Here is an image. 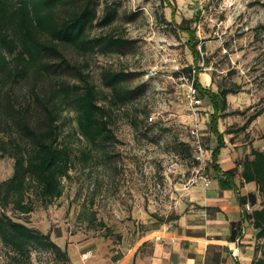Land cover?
<instances>
[{
	"label": "rangeland",
	"instance_id": "1",
	"mask_svg": "<svg viewBox=\"0 0 264 264\" xmlns=\"http://www.w3.org/2000/svg\"><path fill=\"white\" fill-rule=\"evenodd\" d=\"M104 1L118 3V18L109 26L94 27L92 34L111 33L131 44L123 54L95 52L75 58L100 87L105 69L133 72L130 85H147L137 109H145L149 117L136 131L130 125L134 110H121L111 126L117 139L109 147L111 157L96 156L86 166L77 163L63 179L61 198L47 206L35 204L27 224L50 233L69 261L35 251L31 264H76L75 257L90 249L121 253L150 220L160 222L178 206L179 194L186 191L181 176L193 166L192 156L183 149L191 143L189 128L195 120L188 102V68L201 67L198 80L203 87L232 90L227 95L230 114L218 120L225 152L234 153L238 162L251 157L253 149L264 150V112L240 129L264 107V0ZM182 27L195 31L198 59ZM199 97L197 119L211 153L217 146L210 130L212 108L207 96ZM73 147L78 152L83 144L74 138ZM170 160L180 163L175 172L168 170ZM12 170L13 160L0 154V182ZM9 263L0 243V264Z\"/></svg>",
	"mask_w": 264,
	"mask_h": 264
},
{
	"label": "trees",
	"instance_id": "2",
	"mask_svg": "<svg viewBox=\"0 0 264 264\" xmlns=\"http://www.w3.org/2000/svg\"><path fill=\"white\" fill-rule=\"evenodd\" d=\"M118 15L115 1L0 0V154L13 160L11 175L0 182V243L9 264H31L35 251L69 261L67 251L51 234L29 226L26 216L36 203L47 206L61 198L63 179L70 177L77 163L86 166L96 156L111 157L109 147L117 141L111 126L121 110H134L130 125L136 131L149 117L148 111L137 109L147 85H130L133 72L105 69L100 87L75 58L85 59L95 52L123 54L130 40L111 33L92 34L94 27L109 26ZM182 29L189 33L198 59L195 31ZM192 69H186L188 76ZM200 70L199 66L195 69L194 85L212 108L210 130L217 146L211 151V167L220 173L217 159L225 140L218 120L230 114L227 95L232 90L215 92L203 87L198 80ZM263 112L264 107L240 129ZM74 138L83 144L78 152ZM183 149L193 159L191 143ZM237 172L245 182H254L261 196L260 206L248 218L257 240L258 255L252 264H264V150L253 149L251 157L222 172L226 184Z\"/></svg>",
	"mask_w": 264,
	"mask_h": 264
},
{
	"label": "crops",
	"instance_id": "3",
	"mask_svg": "<svg viewBox=\"0 0 264 264\" xmlns=\"http://www.w3.org/2000/svg\"><path fill=\"white\" fill-rule=\"evenodd\" d=\"M226 149L221 148L217 159L221 172L211 167L209 187L181 191L178 206L160 222L150 220L121 253L90 249L75 257L76 264H252L258 252L248 214L260 206L261 196L257 185L245 182L239 172L226 184L221 173L237 163Z\"/></svg>",
	"mask_w": 264,
	"mask_h": 264
},
{
	"label": "built area",
	"instance_id": "4",
	"mask_svg": "<svg viewBox=\"0 0 264 264\" xmlns=\"http://www.w3.org/2000/svg\"><path fill=\"white\" fill-rule=\"evenodd\" d=\"M195 69H192L191 75L188 76L190 80L188 102L195 120L189 128V136L193 149V166L188 175L182 174L181 184L184 190H189L196 185H201L205 188L209 187L212 181L211 177V154L203 133V129L197 119L198 110L202 106V99L198 95L197 88L194 85ZM180 166L179 161L170 160L168 163V170L175 172ZM246 210L251 211L249 204L245 206Z\"/></svg>",
	"mask_w": 264,
	"mask_h": 264
}]
</instances>
